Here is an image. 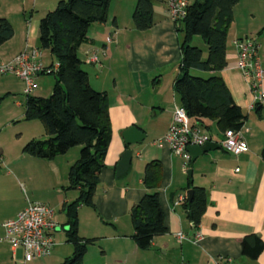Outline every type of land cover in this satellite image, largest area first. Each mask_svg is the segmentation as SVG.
Segmentation results:
<instances>
[{"label":"crops","instance_id":"crops-1","mask_svg":"<svg viewBox=\"0 0 264 264\" xmlns=\"http://www.w3.org/2000/svg\"><path fill=\"white\" fill-rule=\"evenodd\" d=\"M135 3L136 0H109L105 22L91 24L86 42L77 49L81 65L87 67L81 68L87 72L89 85L107 93L111 133L104 167L98 174L92 205L89 206L90 224L82 227L78 219V234L82 238H94L91 245L98 246L90 248L91 259L101 260L102 264L109 262L108 256H111L112 264H160V261L153 262L160 250L162 254L169 253L164 264H264V249L256 259H249L242 255L240 247L242 237L248 234L256 235L264 243V160L261 157L264 104L256 103L249 84L239 72L236 49L232 44L233 39L247 35L227 34L226 65L219 73L234 102L245 114L241 131L248 150L233 155L220 147L210 149L189 161L184 168L183 158L173 155L168 144L161 141L172 122L173 107L179 105L172 87L179 75V35L169 17L167 0L153 3V23L146 30L133 26L131 17ZM188 3L191 2L188 0ZM107 37L111 40L106 41ZM257 43L264 68V55L260 43ZM21 47L12 54L15 55ZM91 53L97 56L98 63L85 62ZM199 74L209 76L211 73L203 71ZM207 124L210 129L204 130L212 141L218 142L222 134L212 121ZM132 125L144 137L137 143L126 145L121 133ZM125 149L132 152L129 165L122 175L116 177V164ZM78 154L79 146H74L50 160L35 159L47 161L53 178L59 179V184L64 186L62 182L67 180L69 166ZM151 160H159L161 164L158 199L166 233L154 237L150 248L140 250L131 237L133 228L128 212L130 206L148 191L142 184V172L144 165ZM28 163L43 165V162L33 160ZM26 172L27 169L21 175L25 182L30 180ZM189 179L192 186L202 187L206 193L205 211L193 233L182 207L189 190ZM14 181L19 187L17 175ZM68 202L64 199L63 204ZM25 206L21 200L2 217L0 238L3 236L1 223L15 217ZM195 231L200 237L193 241L190 236ZM177 232L186 238L178 240ZM70 245L65 238L54 240L47 256L24 261L21 249L12 250L2 240L0 264H36L39 260L45 264H60L70 256ZM18 251L21 252L19 257L16 256ZM86 255L87 252L82 264H94Z\"/></svg>","mask_w":264,"mask_h":264},{"label":"trees","instance_id":"trees-1","mask_svg":"<svg viewBox=\"0 0 264 264\" xmlns=\"http://www.w3.org/2000/svg\"><path fill=\"white\" fill-rule=\"evenodd\" d=\"M159 1L136 0L131 17L135 29L146 30L152 25L153 3ZM236 3L237 0H194L188 4L184 18L175 24L180 36V60L179 75L172 87L178 104L185 109L191 126L209 130L207 121H212L220 134L242 128L245 119L219 73L226 65L227 34ZM108 4L109 0H59L38 22V46L48 50L56 61L55 66L44 67L48 71L40 74H53L55 80L48 97H25L24 119L39 120L47 137L30 139L21 152L50 160L79 146L78 158L69 166L66 185L67 189L76 190L77 196L62 206L66 216L65 239L71 243L72 252L60 264H82L87 245L94 241V238L79 236L77 210L81 205H92L110 141V118L107 93L89 85L77 49L86 42L91 24L105 22ZM12 35L10 23L0 18V45ZM196 35L205 45V57L203 49L191 45ZM190 69L211 74L193 76L189 74ZM261 157L264 160V146ZM161 175L159 160L144 165L142 184L148 191L129 208L131 237L140 250L150 248L154 237L166 233L158 199ZM187 189L192 194L190 198L187 194L184 196L182 207L193 233L205 211L206 193L204 188L192 186L190 179ZM240 247L242 255L256 259L264 243L256 235L248 234L242 237Z\"/></svg>","mask_w":264,"mask_h":264},{"label":"rangeland","instance_id":"rangeland-1","mask_svg":"<svg viewBox=\"0 0 264 264\" xmlns=\"http://www.w3.org/2000/svg\"><path fill=\"white\" fill-rule=\"evenodd\" d=\"M59 0H0V18H5L13 28V35L0 47V63L8 64L20 53L31 48L40 51L39 60L44 67L55 66L56 61L48 50L40 49L38 44V22L46 12L53 10ZM190 2L194 0H189ZM264 0H237L233 8V20L228 28V34L235 32L246 34L248 38L255 39L260 43L261 53L264 55ZM180 37V36H179ZM28 40V43H27ZM191 45L203 49L205 57V45L199 35L193 37ZM20 46L21 49L13 55ZM12 55V56H11ZM83 69L87 68L81 65ZM190 69L189 74L201 76L203 72ZM54 76L50 73L39 74L35 78L36 87L27 95L48 97L54 83ZM24 82L12 72L0 73V222L2 217L13 207L24 200L27 202H40L51 208L57 219L54 240L59 241L65 238L64 222L66 216L62 209L64 199L73 200L77 191L67 189V180H63L61 186L53 178L52 171L47 161H38L21 152L22 146L30 139H44L47 135L44 132L41 122L37 119L25 120L23 117L26 94L24 93ZM213 133V132H212ZM29 160L43 162V165H30ZM46 160V159H44ZM41 164V163H40ZM30 180L25 182L22 179L25 170ZM20 179L19 187L16 186L14 176ZM90 207L81 205L77 210V216L81 226L90 224ZM87 245V259L92 261L93 253L90 248H97L98 245ZM72 245H70L71 247ZM72 249V247H71ZM98 251V249H97ZM161 250L153 262L164 264L168 254H162ZM70 253V252H68ZM20 251L16 252L19 257ZM69 255V254H68ZM38 260V258H36ZM111 263V256L107 259ZM94 264H102L101 260H93ZM36 264H45L40 260ZM48 264V263H46ZM112 264V263H111Z\"/></svg>","mask_w":264,"mask_h":264},{"label":"built area","instance_id":"built-area-1","mask_svg":"<svg viewBox=\"0 0 264 264\" xmlns=\"http://www.w3.org/2000/svg\"><path fill=\"white\" fill-rule=\"evenodd\" d=\"M188 4V0H167L168 14L174 24H178L184 18ZM110 40V37L106 38V41ZM232 44L236 49V65L239 72L249 84L256 103L264 104V68L259 57V44L255 39L248 37L235 38ZM39 56L40 51L36 48L20 52L10 63H0V73L12 72L19 77L24 82L23 91L27 95L36 87V76L48 71L40 62ZM85 62L96 64L98 58L91 53ZM161 141L168 144L173 155L183 158V167L186 168L190 160L186 147L202 146L212 140L207 131L197 125L191 126L185 109L176 105L173 107L172 122ZM215 143L233 155L248 150L241 128L224 131L219 141ZM57 224L51 208L40 202L29 201L15 217L1 223L3 236L0 241H6L12 250L21 249L24 261L42 258L49 254L54 245L52 234ZM176 237L178 240L186 238L181 232H177ZM190 237L196 241L200 233L195 231Z\"/></svg>","mask_w":264,"mask_h":264},{"label":"water","instance_id":"water-1","mask_svg":"<svg viewBox=\"0 0 264 264\" xmlns=\"http://www.w3.org/2000/svg\"><path fill=\"white\" fill-rule=\"evenodd\" d=\"M121 135L126 145L137 143L138 141H141L144 137V134L136 126H133V125L124 129ZM214 148H219V145L213 141H208L202 146L189 145L186 147V150L190 156V161H194V159L200 154H202L203 152L208 151L210 149H214ZM131 153L132 152L130 149H125L122 152L120 159L118 160L116 164V169H115L116 177L122 175L127 170L130 157H131ZM188 173L190 174V171H188ZM191 194H192V190L189 189L187 191L188 198L191 197Z\"/></svg>","mask_w":264,"mask_h":264},{"label":"bare ground","instance_id":"bare-ground-1","mask_svg":"<svg viewBox=\"0 0 264 264\" xmlns=\"http://www.w3.org/2000/svg\"><path fill=\"white\" fill-rule=\"evenodd\" d=\"M190 161V160H189Z\"/></svg>","mask_w":264,"mask_h":264}]
</instances>
